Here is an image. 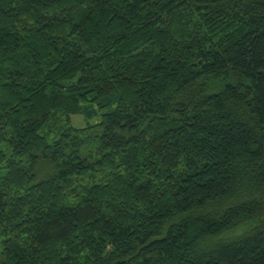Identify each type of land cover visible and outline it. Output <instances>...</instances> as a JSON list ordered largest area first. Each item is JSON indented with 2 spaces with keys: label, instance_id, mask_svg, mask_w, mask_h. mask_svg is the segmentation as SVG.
Wrapping results in <instances>:
<instances>
[{
  "label": "trees",
  "instance_id": "16d2710c",
  "mask_svg": "<svg viewBox=\"0 0 264 264\" xmlns=\"http://www.w3.org/2000/svg\"><path fill=\"white\" fill-rule=\"evenodd\" d=\"M0 264H264V0H0Z\"/></svg>",
  "mask_w": 264,
  "mask_h": 264
},
{
  "label": "rangeland",
  "instance_id": "374dc122",
  "mask_svg": "<svg viewBox=\"0 0 264 264\" xmlns=\"http://www.w3.org/2000/svg\"><path fill=\"white\" fill-rule=\"evenodd\" d=\"M97 120V118L95 119H88L82 115H76L73 116V124L77 127H84L90 123H93Z\"/></svg>",
  "mask_w": 264,
  "mask_h": 264
}]
</instances>
